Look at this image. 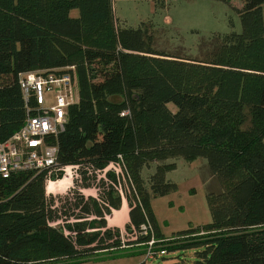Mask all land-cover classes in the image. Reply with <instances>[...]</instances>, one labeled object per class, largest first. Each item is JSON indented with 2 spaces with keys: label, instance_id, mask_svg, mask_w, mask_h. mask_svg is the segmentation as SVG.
<instances>
[{
  "label": "trees",
  "instance_id": "16d2710c",
  "mask_svg": "<svg viewBox=\"0 0 264 264\" xmlns=\"http://www.w3.org/2000/svg\"><path fill=\"white\" fill-rule=\"evenodd\" d=\"M241 1L240 31L201 38L197 58L156 49L152 22L121 23L114 0H0V139L26 116L21 74L69 73L78 99L53 139L52 177L79 165L80 188L98 190L55 206L47 170L0 178V264H77L122 243L143 247L125 252L138 264L190 248L193 264H264V0ZM177 158H204L218 188L208 223L165 237L151 199L177 190L166 177ZM125 199L122 242L106 216ZM151 237L165 254L147 259Z\"/></svg>",
  "mask_w": 264,
  "mask_h": 264
},
{
  "label": "rangeland",
  "instance_id": "374dc122",
  "mask_svg": "<svg viewBox=\"0 0 264 264\" xmlns=\"http://www.w3.org/2000/svg\"><path fill=\"white\" fill-rule=\"evenodd\" d=\"M114 2L115 14L121 23L136 27L141 21H151L155 30V48L170 54L202 57L199 45L201 38L203 40L214 34L240 31L241 28L237 13V9L243 6L241 0H229L228 3L219 0H166L163 6L155 3L154 0H114ZM71 14L76 15L77 10H71ZM170 107L174 109L171 105ZM168 162H174L175 168L169 171L166 177L176 183L177 190L151 199L156 221L165 237H170L188 227L208 223L210 214L206 193L208 189L218 188L204 158L193 161L177 158L169 159ZM69 169L73 171V166H69ZM154 169V163L149 168H143L141 175L145 181ZM118 173L122 178L119 168ZM68 176L69 185L65 189L75 184V180L73 182L72 179L74 174L69 172ZM47 186L45 183V192L49 193ZM59 187L60 185L56 189ZM81 189L87 196H98V190L94 187ZM63 192L61 196L66 197L68 191ZM124 201L121 211L106 216L109 228H116L115 225L122 224L117 219L118 215L127 219L129 207L126 199ZM119 228L122 229V233L125 232V226ZM125 247L95 253L90 259L77 264H133L143 258L140 254L134 255L136 258L126 257L125 254V252L138 253L143 249L142 246ZM193 253L192 248L169 251L164 257L156 258L154 261L147 260L145 264H193Z\"/></svg>",
  "mask_w": 264,
  "mask_h": 264
},
{
  "label": "built area",
  "instance_id": "2783aa9c",
  "mask_svg": "<svg viewBox=\"0 0 264 264\" xmlns=\"http://www.w3.org/2000/svg\"><path fill=\"white\" fill-rule=\"evenodd\" d=\"M19 88L27 112L21 126L6 138L0 139V178H8L11 174L19 171L47 170L45 183L56 189L66 173L71 172L74 174L72 179L73 182L75 180V184L63 191H68L66 196L69 198L72 196V189L77 188L83 193L80 188L79 165L59 167L58 170L63 171L62 177L55 180L52 177V174L56 172L58 151L57 146L53 144V139L65 126L69 106L78 99L75 82L72 81L69 73L43 74L38 70H33L20 75ZM29 108L34 110L30 111ZM69 166H73V171L69 169ZM49 194L55 198V206L63 198L62 192H46L47 196ZM142 229L145 230L144 225ZM126 234L125 232L121 233L122 242ZM133 234L129 235L132 239L135 238ZM154 243V237H151L146 243H141L147 248L145 258L153 259L156 255L165 254L163 249L155 250ZM125 246L132 245L128 246L122 243L120 247Z\"/></svg>",
  "mask_w": 264,
  "mask_h": 264
},
{
  "label": "bare ground",
  "instance_id": "6f19581e",
  "mask_svg": "<svg viewBox=\"0 0 264 264\" xmlns=\"http://www.w3.org/2000/svg\"><path fill=\"white\" fill-rule=\"evenodd\" d=\"M69 176L68 173L59 181L60 187L58 189H54L51 186H47L48 191H56V192H63V190L69 185ZM124 210V209H123ZM126 211V210H125Z\"/></svg>",
  "mask_w": 264,
  "mask_h": 264
},
{
  "label": "crops",
  "instance_id": "0c3cea01",
  "mask_svg": "<svg viewBox=\"0 0 264 264\" xmlns=\"http://www.w3.org/2000/svg\"><path fill=\"white\" fill-rule=\"evenodd\" d=\"M121 211V210H120ZM127 214H128V212H127ZM117 219H118V221L119 222H121L122 224L121 225H115L116 227H124L127 223H128V221H129V217H128V215H127V219H124V217L123 216H119L118 215V217H117ZM129 256H131V255H129ZM128 255H126V257H129ZM124 257V256H123ZM132 257H135L136 258V256H132ZM143 260V258L142 259H138V260H136L133 264H138L139 262H141Z\"/></svg>",
  "mask_w": 264,
  "mask_h": 264
}]
</instances>
